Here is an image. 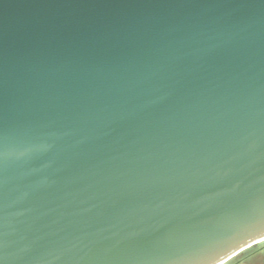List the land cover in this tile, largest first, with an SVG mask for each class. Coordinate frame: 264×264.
<instances>
[{
	"label": "water",
	"instance_id": "water-1",
	"mask_svg": "<svg viewBox=\"0 0 264 264\" xmlns=\"http://www.w3.org/2000/svg\"><path fill=\"white\" fill-rule=\"evenodd\" d=\"M263 242L264 0H0V264Z\"/></svg>",
	"mask_w": 264,
	"mask_h": 264
},
{
	"label": "rangeland",
	"instance_id": "rangeland-1",
	"mask_svg": "<svg viewBox=\"0 0 264 264\" xmlns=\"http://www.w3.org/2000/svg\"><path fill=\"white\" fill-rule=\"evenodd\" d=\"M226 264H264V242L238 255Z\"/></svg>",
	"mask_w": 264,
	"mask_h": 264
},
{
	"label": "trees",
	"instance_id": "trees-1",
	"mask_svg": "<svg viewBox=\"0 0 264 264\" xmlns=\"http://www.w3.org/2000/svg\"><path fill=\"white\" fill-rule=\"evenodd\" d=\"M250 249H252V248H250ZM250 249H248V250H246V251H249ZM246 251H244V252H246ZM244 252H243V253H244ZM240 255H241V254H240Z\"/></svg>",
	"mask_w": 264,
	"mask_h": 264
}]
</instances>
